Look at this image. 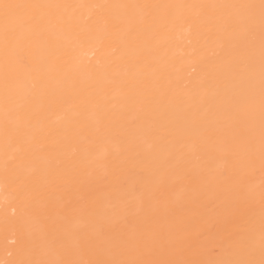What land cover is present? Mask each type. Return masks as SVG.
<instances>
[{
	"label": "bare ground",
	"instance_id": "1",
	"mask_svg": "<svg viewBox=\"0 0 264 264\" xmlns=\"http://www.w3.org/2000/svg\"><path fill=\"white\" fill-rule=\"evenodd\" d=\"M0 264H264V0H0Z\"/></svg>",
	"mask_w": 264,
	"mask_h": 264
},
{
	"label": "snow or ice",
	"instance_id": "2",
	"mask_svg": "<svg viewBox=\"0 0 264 264\" xmlns=\"http://www.w3.org/2000/svg\"><path fill=\"white\" fill-rule=\"evenodd\" d=\"M3 7H5V8H9V7H11L10 5H3Z\"/></svg>",
	"mask_w": 264,
	"mask_h": 264
}]
</instances>
